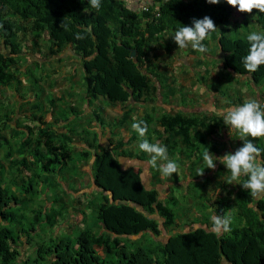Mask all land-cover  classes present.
<instances>
[{"label": "trees", "instance_id": "16d2710c", "mask_svg": "<svg viewBox=\"0 0 264 264\" xmlns=\"http://www.w3.org/2000/svg\"><path fill=\"white\" fill-rule=\"evenodd\" d=\"M145 5L148 10L131 7L127 0H0V43L6 49H0V90L8 89L15 80L24 84L30 73L27 70L22 78L17 68L21 50L16 36L18 31L28 28L26 22L34 38L31 46L38 49V38L45 35L52 42L51 54L69 49L78 57L90 108L91 102L101 96L112 104L126 105L131 100L135 104L156 103L162 95L159 85L164 84L159 72L160 58H163L159 46L168 48L165 41H171L173 35L199 42L204 32L213 31L220 34L219 63L237 76L246 77L259 92L264 83V0H150ZM257 30L258 33L253 32ZM230 31L244 34L233 38L226 34ZM133 49H136L134 57ZM201 77L204 83L205 77ZM209 103L212 102L193 113L183 109L176 113L147 109L133 125L142 135L121 136L116 143L112 131L108 137L97 131L94 121L101 123L98 115L79 133L75 122L69 124L68 120L55 119L53 123L58 127L54 129L44 114H34L40 124L25 125L30 131L21 143V149L33 148V151L26 155L18 150L20 157L15 155L16 159L12 158L11 151L5 155L11 158V163L19 164L14 178L20 185L23 181L26 184L24 175L19 179L25 169L39 168L47 173L63 171L75 151H79L84 161H93L90 174L93 189L87 192L85 202L81 197L78 201L84 204L83 208L91 209L95 218L87 221L89 214L86 216L84 209L78 235L73 239L55 240L50 247L38 245V259H45V264H264V144L246 146L249 153L239 152L235 165L227 171L224 169L222 177L226 176V180L217 185L224 197L216 190L205 195L202 202L209 215L196 221L182 211L184 218L180 220L172 207L178 205L182 195L173 191L174 183L176 187L182 186L181 177H177L179 165L174 163H180L178 153L200 156L197 143L199 139L205 140L204 128L214 135L223 124L224 118ZM228 106L233 116H245L249 127L264 140V96L256 102L240 99V103L224 105ZM133 107L134 104L130 108ZM199 111L205 114L200 117ZM129 115L130 110L125 111L123 119L117 122L128 132L135 131L129 124ZM153 129L164 132L165 138L155 135ZM31 132L38 133L35 142ZM136 139H140L141 154L133 155L128 146ZM145 140L160 144L161 147H152L154 155L147 154L149 146ZM78 143L87 147L81 148ZM43 147L46 149L42 150ZM175 152L178 158L173 156ZM214 153L220 155L221 151L215 148ZM191 157L188 167L191 164L196 169ZM200 157L204 160L206 153ZM124 158L149 162L152 168H136L125 164ZM200 167L202 170L196 172L194 179L209 172L207 166ZM221 169L220 165L218 171ZM188 172L189 177L182 175L183 180L192 181L193 173L189 169ZM235 175L241 184H235L238 190L233 196L226 189L231 187ZM4 177L0 174V178ZM152 177L156 184L150 182ZM191 181L186 185L187 194ZM26 187L31 185L21 189L29 190ZM167 187L170 193L163 191ZM18 196L19 191H10L0 184V264H20L28 258L20 249L31 244L32 238L14 232L10 226L17 217L14 206L30 202L24 198L21 204ZM214 197L216 200L212 203ZM231 211L234 212L232 219ZM31 213L39 221L42 211ZM56 220L50 226L54 227ZM163 233L170 235L164 239ZM147 238L149 244L142 245Z\"/></svg>", "mask_w": 264, "mask_h": 264}, {"label": "rangeland", "instance_id": "374dc122", "mask_svg": "<svg viewBox=\"0 0 264 264\" xmlns=\"http://www.w3.org/2000/svg\"><path fill=\"white\" fill-rule=\"evenodd\" d=\"M24 23L28 28L26 30L24 29V31H18L16 36L18 42H20L19 48L21 50L18 54L20 63L17 68L22 78H25L27 70H29L30 73L26 76V82L24 84L20 85L18 80H15L13 84L8 87L9 89L1 88L0 90V165L3 164V166L1 165L0 167V174L5 176L4 178H0V184L4 188H9L10 191L16 190L17 193L19 191L18 197L21 199V204L24 203L22 201L25 200L24 198L30 201L28 205L24 203L23 206H14L17 217L15 221H13V224L10 225L14 232L20 233V235L21 233L25 236L29 235L32 238L31 244L28 246L24 245V247L22 246L20 249L25 258L26 255L28 256V258L21 261L20 264H45V259H38V245L42 244L50 247L54 244L55 240H59L60 238H75L81 231L79 222L83 218L82 211L84 209L86 210V216L89 214L87 221L90 222L95 219L91 209L88 210L86 207L83 208L84 204H81L87 200V192L89 193V191L93 189V184L91 180L89 181V175L92 174L93 171V161H84L81 153L75 151L73 157L68 161V166L65 167L63 171L54 170L52 173H47L48 171L39 168H33L32 170L25 169L22 171V175H20L19 179L22 180L24 175L26 184H24L23 181V183L19 185L14 178L17 174L16 167L19 164L11 163V158H6L5 155L7 151H11L12 158L16 159V156L20 157L17 153L18 150L26 155L27 152L33 151V148L21 149V143L25 137L28 136V130L30 131L29 128H25L24 126L35 127V125L40 123L37 119H34V114H44L46 116L45 119L50 123L54 122V120H50V118L68 120L69 124L75 122L77 124L75 129L80 133L89 127L90 122L94 121L93 119H97V114L101 122L100 125L103 128H110L112 130L115 138L114 143H116L121 136L127 137L135 133L137 137H140L142 133L139 131V128L136 129V126H133L137 132L129 131V134H127V132L123 134L122 126L117 122V119L108 117H115L121 114L123 109L119 107V103L112 104L105 96H101L97 100L94 99L92 101L93 103L91 102L92 108H90V112L86 114L87 108L83 107V105L86 104L88 99L86 97L87 85L83 78V68L76 60L78 57L70 50H65L60 54H51L50 47L52 46V42L45 35H42L38 38L37 42L40 52L34 55L38 59L36 61H31L27 52L33 53L37 48H32L31 41L29 43L25 42V37L30 40L33 37L30 34L29 23ZM244 26L245 25L242 27ZM244 29L245 28H243V30ZM253 32L258 33V30ZM226 34L233 38H237L238 36L243 37L244 33L239 35L235 31H230L226 32ZM219 36L220 34L214 31L204 32L199 37V42L195 41L193 38H182V35L170 36L171 41H165V44L169 46L168 48L166 45L159 46V51L162 50L163 53L161 55L163 58H160V60L164 62L165 65L163 67H165V69L169 68L170 63L172 64V60L169 61L170 58L166 51L172 53L174 50L177 52L182 49L176 42L182 45L184 44L186 47L189 46V48L196 47V43L198 45V55L200 56L198 64L196 63V59L195 61L193 60L194 70L193 73L191 71L192 78L190 82L187 84L186 80L182 77L183 74L176 70L177 77L170 78L173 84L170 82L165 83L162 98L165 101L168 100L170 97L167 91L168 88L175 87L179 96L184 94L185 91V96L180 98L181 103L186 102V98L188 97L195 100L197 104H200V102L204 103L203 105H206L209 101H213L214 99L217 108H214V111L224 118L223 124L219 125L216 131L213 132L214 135H211L212 133L209 134V131L204 128L203 133L205 135V140H198L197 144L200 147L199 152H201L198 155L204 156L206 153V158L204 160L196 155L191 157V152H185L183 154L178 153L180 163L174 161L175 164L179 165L177 166L179 172L177 177H181L180 180L182 181L180 183L182 186L181 188L174 186L173 189L176 195L180 192H182V195L180 196L178 205L172 207L180 215V220L184 218L183 214H181L182 211L185 212L186 216L194 218L196 221L209 215L206 210L204 211V207H202L204 193L208 191V187H217L216 185L222 183L221 181L225 179H222V176H224V169L227 171L235 165L236 154L239 152L244 153L245 151L249 153V150L246 149L247 147H260L264 144V140L257 137L256 133L249 127L245 116L238 119L236 125V118L232 115V111L228 109L229 106L226 108L224 107L227 103H240V99H244L247 103L249 100L256 102L259 94L257 90L247 82L246 77L237 76L219 63ZM182 51L185 52L183 49ZM24 66H26V70L22 68ZM173 71H175V69H173ZM202 75L205 77L204 83L201 81V78H203L201 77ZM189 76L188 73L186 77ZM195 77L197 78L195 79ZM204 84H206L208 88H206ZM6 91H8V93H6ZM259 91L261 96H264V83ZM224 93L227 94L223 95ZM225 97L228 98V101H226ZM132 101L133 100H131V102ZM74 104L77 105V110L75 111L71 109ZM101 105H103V109L100 108ZM212 105L213 103L210 104L211 109H213ZM156 108L158 109V107ZM105 109L108 110V112L104 115ZM112 111L114 114L117 113V115L112 114ZM93 112H95V114ZM199 112H201L200 117L205 114V111ZM72 117H75V119L72 120ZM51 126H53L54 129L58 127L57 124L54 123ZM153 126L156 128V123ZM14 127L15 130H13ZM37 128L36 126V130ZM31 130L34 131V129ZM154 131L155 129H153V132ZM153 132H151V138ZM155 135L162 139L165 138V133L162 131H155ZM230 135L232 136L229 141H226L225 138ZM31 137L32 142H35L38 133L34 134V132H31ZM139 140L140 139H136V141L130 144L132 146H128L133 155L141 154ZM145 141V145L149 146V150L147 151L148 155H154V149L152 148L154 145L161 147L160 144H156L154 140L151 142L148 140ZM44 148L45 147L41 149L44 150ZM215 148L221 151L220 155L223 158L219 159L221 162L220 165L222 166V169L219 171L220 177L218 178L216 175L211 176L208 174L197 181L193 179L191 181L189 193H185L187 190L186 182L188 181L183 180V176L189 177V169L190 172L192 171L194 178L196 172L202 170L200 165L204 169L206 166V169H209L212 165H215L217 158L214 153ZM144 156H147L146 151L144 152ZM173 156L178 158L176 152ZM190 157L192 160L193 157L194 159H198L196 160V169H194V166L191 164L190 167H188L187 160H190ZM199 158H201V160H199ZM39 165L41 166L42 163ZM203 175H205V172L202 176ZM177 177L175 178L173 176V180L177 181ZM234 177L235 179L232 180L233 189L231 188L232 186L226 189L230 194L233 193V196H235L234 194L238 190L237 186L241 184L239 177L236 175ZM58 182H60L61 185H56ZM235 184L237 186H235ZM24 185H31V187H26L29 190H22L21 187H24ZM65 186L67 187L65 188ZM80 197L82 202L78 201ZM211 209L212 208L209 207V210ZM33 210H37V212L42 211L39 221L34 219V214L31 213ZM233 213V211L229 213L231 219ZM195 215L197 217H195ZM55 220L56 225L54 227L50 226V222L54 223ZM180 220L179 222H183V220ZM211 220H214V218ZM168 235L170 234L163 233L162 238L167 239ZM147 241H144L145 243L142 245L145 246L149 244V238H147ZM99 252L102 253L103 248L100 247ZM44 258H47L46 254Z\"/></svg>", "mask_w": 264, "mask_h": 264}, {"label": "crops", "instance_id": "0c3cea01", "mask_svg": "<svg viewBox=\"0 0 264 264\" xmlns=\"http://www.w3.org/2000/svg\"><path fill=\"white\" fill-rule=\"evenodd\" d=\"M150 0H127V3L129 4V6H131V7H134V8H142L146 3H148ZM173 36H178V35H173ZM183 36V35H182ZM185 36H183L182 38H184ZM27 38V37H26ZM25 38V39H26ZM188 38H191V37H188ZM31 40L29 39V38H27L26 40H25V42H27V43H29ZM175 41V40H174ZM176 42V41H175ZM176 43H178L179 44V46L185 51V52H183L182 51V49H180V50H178L176 53L174 52V51H172V53H170V52H167L166 50V52H167V55L169 56V58H170V60L169 61H171L172 62V64L170 63V66H169V68L168 69H165V67H163L165 64H164V62L163 61H160V66H159V72L163 75V81H164V84H163V87L161 86V85H159V87H160V90H161V92H164V86H165V83H168V82H170L171 84H173V81H172V79H170V78H174V77H177L176 76V70L177 71H179V73H181V74H183V78L186 80V83L188 84L189 82H190V80H191V71H192V73H193V70H194V61H195V59H196V63L198 64L199 63V59H200V56L198 55V45L195 43V45H196V47H193V48H189V46L188 47H186V46H184V44L182 45L181 43H179V42H176ZM34 46V45H33ZM32 46V48H34ZM3 49V50H6L5 49V47H3V44H1L0 43V49ZM163 48V47H162ZM164 49V48H163ZM173 49H175V48H173ZM69 50V49H68ZM206 50V49H205ZM71 51V50H70ZM40 52V50L39 49H37L35 52H33V53H28L27 52V54H28V57L29 58H31V61L32 60H37L38 58H36L34 55L35 54H37V53H39ZM160 53L161 54H163L162 53V50H160ZM177 56V57H176ZM198 57V58H197ZM194 60V61H193ZM202 62H203V60H202ZM24 63V62H23ZM25 65V64H24ZM26 66H24V67H22V68H25ZM173 69H175V71H173ZM189 73V77H186V75ZM244 77V76H243ZM197 77H195V79H196ZM168 80V81H167ZM182 84V83H181ZM205 86H206V84H204ZM206 88H208L207 86H206ZM9 89V88H8ZM184 90V89H183ZM168 93H169V95H170V97H169V99L168 100H164L163 98H162V95L160 96V99L156 102V103H153V104H135V103H133V102H131V101H129L126 105H121L120 104V108H122L123 109V111H122V113L121 114H118L117 115V113L116 114H114V112L112 111V114H114V115H117V116H115V117H111V116H108L109 118H116L117 120H121V119H123V117H124V112L125 111H129L130 110V115H129V117H130V121H129V124H132V126L133 125H135L136 124V122L144 115V113L146 112V110L147 109H149V110H157V112H171V113H176V112H178L179 110H181V109H183L185 112H187V113H193V112H195L196 110H198L200 107H202V106H204L203 104L204 103H202V102H200V104H197V102H195V100H193V99H191V97H188V98H186V102H180V98L182 97V96H185L184 94H185V91H184V94H181L180 96L178 95V92L176 91V88L175 87H173V88H168ZM6 93H8V91H6ZM258 94H259V96L257 97V100H259L260 101V99H262V96H261V94H260V91L258 92ZM4 97V96H3ZM213 97V96H212ZM3 99V98H2ZM213 99V98H212ZM249 101H251V100H249ZM211 102L212 103H214L213 105L215 106V100L213 99V101L211 100ZM133 104H134V107H133V109L132 108H130V107H132L133 106ZM141 105V106H140ZM83 107H85V108H87L86 110H87V112H86V114H88L89 112H90V105L88 104V103H86V104H84L83 105ZM156 107H158V109L156 108ZM72 108H74V109H76L77 110V105L76 104H74V105H72ZM100 108L101 109H103V105H101L100 106ZM108 112V110H106L105 109V111H104V115H105V113H107ZM94 114H95V112H93ZM47 114V113H46ZM97 115V114H96ZM235 115V114H234ZM107 117V118H108ZM46 118V117H45ZM72 118H74V117H72ZM71 118V119H72ZM234 118H236V125H237V120L239 119V118H241V115L240 116H238V115H235L234 116ZM50 120H55V119H53V118H50ZM94 124H95V126H96V129H97V131H102V134H104L105 135V137H108V136H110V132L112 131L110 128H108V129H106V128H103L100 124H99V122H98V120H95L94 121ZM131 126V128H133L134 130H135V128L134 127H132ZM159 129L158 130H160L161 129V127H158ZM122 131L124 132V134H125V132H127V134H129L130 132H128V130L126 129V128H122ZM232 135H230L229 137L227 136L226 138H225V140L226 141H229V139H230V137H231ZM129 136H127V138H128ZM78 146L79 147H83V146H86L87 147V145L86 144H83V143H78ZM84 148V147H83ZM221 154V153H220ZM216 156H217V158H216V163H215V165H212L211 166V168H209V172H205V175H203V176H201V177H199V178H203V177H205L206 175H211V176H213V175H216L218 178L220 177V175H219V171H218V168H219V166H220V161H219V159H223L222 157H221V155H217L216 154ZM187 158V157H186ZM186 158H184V159H186ZM192 159V158H191ZM201 158H199V160H200ZM193 160H194V162H196V160H198V159H194V157H193ZM123 161H124V163L125 164H131L132 166H135L136 168H139V167H143V168H149L150 167V169L152 168V166H150L149 165V162H145V161H141V160H137V159H130V160H128L127 158H124L123 159ZM187 161H190V160H187ZM166 166V164H164L163 165V167H165ZM151 176H152V174H151ZM195 178V177H194ZM193 178V179H194ZM198 178V179H199ZM225 178V180H226V176L224 177ZM192 179V180H193ZM198 179H196V181L198 180ZM223 179V178H222ZM89 181H90V175H89ZM188 182H190L191 180H187ZM150 182H154L155 183V180H154V178L152 177V179L150 180ZM180 182H181V180H180ZM188 182H186L187 184H188ZM156 184V183H155ZM174 184H176V185H174V186H177V183H174ZM179 184H181V183H179ZM217 186V185H216ZM231 186H233V184L231 185ZM170 188L169 187H167L166 188V191L165 190H163L165 193H170ZM217 190V193L219 194V195H221V198H223L224 197V193H223V190L221 189V187H219V186H217V187H215V186H211V187H208V191L207 192H205V194H204V196L205 195H210V194H213V193H215V191ZM174 191V190H173ZM215 200H216V197H214L212 200H211V202L213 203V202H215Z\"/></svg>", "mask_w": 264, "mask_h": 264}, {"label": "water", "instance_id": "95a60500", "mask_svg": "<svg viewBox=\"0 0 264 264\" xmlns=\"http://www.w3.org/2000/svg\"><path fill=\"white\" fill-rule=\"evenodd\" d=\"M133 57L136 55V49H133L132 50V54H131Z\"/></svg>", "mask_w": 264, "mask_h": 264}, {"label": "built area", "instance_id": "2783aa9c", "mask_svg": "<svg viewBox=\"0 0 264 264\" xmlns=\"http://www.w3.org/2000/svg\"><path fill=\"white\" fill-rule=\"evenodd\" d=\"M142 9L148 10V6L145 5V6L142 7Z\"/></svg>", "mask_w": 264, "mask_h": 264}]
</instances>
